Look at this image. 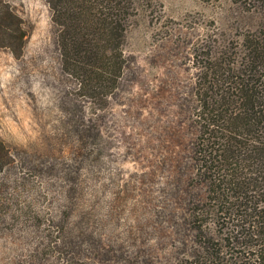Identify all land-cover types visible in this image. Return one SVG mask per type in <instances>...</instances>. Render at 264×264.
Listing matches in <instances>:
<instances>
[{
	"label": "rangeland",
	"instance_id": "obj_1",
	"mask_svg": "<svg viewBox=\"0 0 264 264\" xmlns=\"http://www.w3.org/2000/svg\"><path fill=\"white\" fill-rule=\"evenodd\" d=\"M4 1L22 18L26 36L18 55L0 47V140L10 156L0 171V264H51L48 247L67 213L66 195L86 204L97 196L104 220L112 203L120 237L110 257L190 264L177 220L164 222L160 214V200L174 206L180 186L162 141H170L182 103H189L194 54L224 45L237 52L241 36L263 20L264 0H136L122 45V78L96 108L64 67L47 0ZM85 117L96 123L90 137L97 135L100 150L87 162L79 154ZM86 170L96 173L86 178ZM196 190L205 193V185ZM223 227L215 238L233 226Z\"/></svg>",
	"mask_w": 264,
	"mask_h": 264
},
{
	"label": "trees",
	"instance_id": "obj_2",
	"mask_svg": "<svg viewBox=\"0 0 264 264\" xmlns=\"http://www.w3.org/2000/svg\"><path fill=\"white\" fill-rule=\"evenodd\" d=\"M47 2L64 67L76 78L84 101L96 108L122 78L126 64L122 45L136 0ZM22 21L9 3L0 0V47L15 55L26 36ZM237 49L224 45L212 54H194L189 103H182L181 124L168 134L170 141H162L180 186L175 188L174 206L167 198L160 200V214L164 222L177 220L190 264H264V18L241 36ZM81 125L79 154L86 162L96 160L98 137H90L96 123L85 117ZM7 156L0 140V171ZM95 173L84 172L86 178ZM201 183L205 193L200 194L196 189ZM91 200L79 203L66 195L67 213L57 223L58 238L48 247L51 264H130L128 256L108 255L120 237L112 203L104 220L97 196ZM76 205L82 206L75 215ZM207 218L213 219L215 228L207 225ZM225 223L233 226L232 231L215 238Z\"/></svg>",
	"mask_w": 264,
	"mask_h": 264
}]
</instances>
